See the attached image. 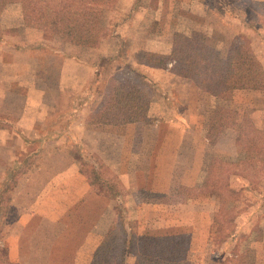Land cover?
I'll return each mask as SVG.
<instances>
[{"label": "rangeland", "instance_id": "374dc122", "mask_svg": "<svg viewBox=\"0 0 264 264\" xmlns=\"http://www.w3.org/2000/svg\"><path fill=\"white\" fill-rule=\"evenodd\" d=\"M140 1L143 2L136 5L126 0L118 9L115 5L102 9L101 21L104 27L110 31L109 29H115L117 25L118 29L115 30L125 34L118 36L120 43L117 45H121V54L125 57L128 55L127 58L131 61L142 59L146 50L165 52L171 47L203 51L215 58L225 57L230 41L237 38V34L244 39L243 42L249 43L252 50L258 51V56L264 61L263 5H252L249 8L244 4V0H236L234 3L233 0H220L224 2L225 7H222L216 0H206L212 11L203 14L200 10L191 13V4L188 5L187 0H178L175 5L167 4L169 0L163 1L161 5L154 3V0ZM19 2L0 0V30L3 29L0 33V51L3 52L2 58L12 64L11 68H3V81L0 84V264H29V255L39 253L40 249L37 247L44 246L48 249L52 245L38 244L41 235L38 228L42 221L37 220L40 218L34 216L29 222V167L35 166L42 152V149H29V136L43 134L38 125L45 119L50 122V129L58 124V117L52 114L41 116L42 111L48 108L51 112L57 111V100L53 99L56 71L50 66V60L55 57L51 53L48 57L44 56L45 51L42 52L37 47L32 48V44H29H41L37 33L38 29L41 30L40 20L34 13H23L22 8L20 11ZM229 8L232 10L230 17L227 14ZM132 9L140 14L133 20L115 18L117 14H126ZM154 11H158L159 15L158 20H153L152 23L150 14ZM233 13L238 19L233 17ZM141 15L144 17L140 18ZM142 21L144 25H141ZM147 27L149 36L151 33L160 32L161 38L146 39ZM45 42L50 45L56 43L52 39ZM117 45L105 46L103 50V54H108L110 61H113V53L118 51ZM82 53L93 59L99 52ZM32 62L39 64L35 65L37 68L33 67ZM102 64H105L103 60ZM113 70L114 63L105 68L106 74ZM10 72L16 75V78L13 76L15 82L12 84L5 81L11 76ZM156 72L146 71V81L141 87L147 94L154 90L157 93L169 92L171 84L170 80H167L168 75L165 72ZM120 73L128 76L137 74L134 70L124 69ZM47 75L51 82H41V77ZM29 78L38 80L32 84L34 91L29 86ZM154 80L161 81V85H158V82L154 84ZM43 83L46 85H42ZM45 86L50 88L49 100L38 98L43 96L41 87ZM171 86H178L181 92L188 96L187 101H190V104L186 102L188 110H185L184 123L185 126L190 124L194 127L187 133L189 136L193 135L192 140L197 146L196 154L195 158L189 157L186 150L179 149L184 157L176 167L179 175H188L187 182L192 185L191 191L188 192L192 195L189 201L193 202L185 205L182 201L187 197L182 198L181 194L167 198L162 195L148 196V199L160 200L163 203L172 201L179 205V208L174 210L177 214L174 218L177 221L175 229L185 231L183 233L188 242V257L179 264H264V141L260 138V133L264 134V111L261 114L259 110L256 112L251 108L250 90L206 94L194 84L187 86L179 82ZM10 89L12 92H7ZM32 93L36 96L33 100L29 99ZM221 107L225 109L220 112L221 116L232 113L235 115V123L238 129L240 126L242 129L241 136L238 138L236 134L229 132L223 135L220 143L206 145L203 128L208 119L217 124L218 110ZM30 112L34 114L29 115ZM159 118L165 125L164 116ZM29 123L37 125L34 132H29ZM166 130L169 131V128ZM50 134L56 135L52 132ZM161 135L160 133L159 136ZM235 140L240 142L241 153L235 148ZM88 154L82 152L85 159ZM218 159L240 160V163L236 166L224 165L218 163ZM86 164L81 165L83 172L94 175L96 167L89 162ZM108 171L109 168L105 164L99 165L98 173L101 177ZM180 182L182 180L178 178L176 183ZM133 199L130 197V200ZM129 207L131 209L133 204ZM156 210L145 208L140 212L130 211V225L133 227L137 217L141 219L142 216L143 228L148 231H160L163 224L161 225L157 217H162L165 211L158 213ZM44 213L48 214L50 210L46 208ZM32 225L36 228H32ZM51 226L60 229L56 225ZM50 230L55 231L52 228ZM29 235L33 239H30Z\"/></svg>", "mask_w": 264, "mask_h": 264}, {"label": "crops", "instance_id": "0c3cea01", "mask_svg": "<svg viewBox=\"0 0 264 264\" xmlns=\"http://www.w3.org/2000/svg\"><path fill=\"white\" fill-rule=\"evenodd\" d=\"M125 1L116 0V9ZM130 1L136 5L143 2L140 0ZM154 1L159 5L165 2V0ZM187 1L188 5L191 4V13L194 10H200L203 14L212 11L206 0ZM216 1L219 2V5L225 7L223 6L224 2ZM234 2L236 0H233L232 3ZM166 3H174L175 5L178 0H169ZM244 4L249 8L252 5H263L264 7V0H244ZM200 6L201 9H199ZM20 11L22 10L20 9ZM230 13H232V10L229 8L228 17H230ZM139 15L136 10L132 9L131 12L126 14H117L115 18L117 20H129V18L133 20ZM150 15H152V23L153 20H158V11H154ZM143 17V15L140 16V18ZM233 17L238 19L234 13ZM101 23L103 25L102 21ZM141 25H144L143 21ZM115 29H118L117 25ZM115 29L112 28L108 31L105 27L103 37L95 47L71 45L59 37L47 35L39 29L37 33L41 44L29 43L32 44V48L37 47L40 51H45L46 55L44 56L48 57L51 53L55 57L50 60V66L56 71V80L55 77L53 80L54 84L56 83L55 88H53V94L55 95L53 99L57 100V111L51 112L48 108L43 110L42 115H40L44 117L52 114L58 117V124L54 128L50 129V122L45 119L38 125L43 134L29 136V149H42L35 166L29 167V222L34 216L39 217L40 220L37 221H42V225L40 224L38 228L41 232L38 244L52 243L48 249L44 246L37 247L40 249L39 253L29 255V264H91L97 249L103 244L115 224L119 212L121 213L124 233H127L125 235L126 241L123 238L120 239L121 242L126 244L122 264H139L137 263V246L141 236H170L184 234L183 232H185L176 231L175 229L177 221L174 218L177 217V214L174 210L179 208V205L172 201L163 203L160 200L148 199V196L162 195L167 198L169 196L177 197L181 194L183 196L180 197H187L184 198L185 200L182 203L188 205L186 203L193 202L189 201L192 195H189L188 192L191 191L190 187L192 185L187 182L188 175H182V173L179 175L180 172L176 167V164H179L182 161L181 158L184 157L179 149L186 150L189 157L193 156L195 158L196 154L195 148L197 146L195 141L192 140L193 135H188L194 127L190 124L185 126L184 123L185 110L187 109L186 102L190 104V101H187L188 96L186 97V93H182L178 86L173 87L171 85L182 82L187 86H191L194 83L173 73L171 71L173 62H168L166 68L160 69L146 64L143 58L146 52L169 54L172 49L178 48L171 47L165 52L146 50L142 54V59L131 61L127 58L128 55L125 57L121 54L122 50L119 49L121 45H117V43H120L118 36L122 32L120 33L119 30ZM148 29L147 27V30H145L147 31L146 39L159 40L161 38L160 32L151 33V36H149ZM1 32H3V29L0 30ZM172 34L174 35V31ZM48 39H52L56 43L50 45V43L45 42ZM108 45L118 46H116L117 53L112 55L113 61H110L108 54H103L105 46ZM119 50L120 53H118ZM83 51L99 53L95 58L90 59L86 55L84 56ZM257 52L254 50L253 53L264 69V61L260 59ZM2 54L3 52L0 51V84L3 81L1 78L3 68L12 67V64L2 58ZM102 60L105 63L104 65ZM112 63H114V70L106 74L105 68L107 65H112ZM31 64H33V67L39 65L34 62ZM102 66L104 69H102ZM123 69L127 71L134 70L137 74L133 76L121 74L120 72ZM150 70L159 73L165 72L168 75L167 80H170L171 84L169 85V92L160 93L159 91L157 93L154 90L153 92L149 91L151 94H147L141 84L146 81L145 72ZM9 75L11 76L9 79L7 77L5 81L12 84L15 82L14 77L16 78V75L11 72ZM47 76L41 77L40 81L47 80V83L51 82L50 77ZM121 79H127L135 84L149 99L147 110L137 115V118L124 115L122 112L121 114L107 112L104 114L105 111L102 110L100 113L98 112L110 94L111 86ZM37 81L36 78H29V86L32 87H30L32 91H34L32 84ZM153 82L154 84L158 82V85H161V81L154 80ZM42 85L46 84L43 83ZM41 88L44 94L38 98L49 100L50 88L47 86ZM201 91L206 93L203 90ZM7 92L11 93L12 90L10 89ZM249 92L252 96L251 108L255 109L256 112L258 110L260 113L263 112L264 88L262 90H250ZM35 97L33 93L29 95V99L32 100ZM51 109H53L52 105ZM224 111V107L218 110L217 122L221 118L220 112ZM32 114L34 113H29V115ZM162 116L166 119L165 125L159 118ZM35 126L37 125L29 123V132H34ZM255 126L259 128L257 124ZM167 128H169V131L166 130ZM203 130L206 145L220 143L226 133L232 132L235 135V132L231 130L219 129L218 125L212 126L210 119L207 120ZM51 132L56 135L50 134ZM160 133L161 136H159ZM162 136L164 138H161ZM234 145L236 150L241 153L240 142L235 140ZM82 152L89 153L86 159L83 157ZM221 160L218 159V163L224 165L233 164L236 166L240 163V160ZM87 162L96 167L94 175L83 172L84 169L81 165H87ZM104 164L110 172L108 171L106 175L102 174V177H100L98 168L99 165ZM97 175L99 178L106 180L109 178L115 180L117 193H114L111 197L108 190L107 195L104 194L105 192H101V188L94 184ZM178 178L182 182L177 184ZM219 178L221 177L219 176ZM130 197L134 199L130 200ZM130 204H133L131 209ZM46 208L50 210V213H44ZM145 208L157 209L156 212L158 213L165 211L162 217H157L161 221V225L163 224L160 231H148L143 228L141 224L142 216L141 219L137 217L136 224L133 227L130 225L128 213L130 211H133V213L140 212ZM71 220L74 221L71 222ZM51 224L58 226L60 229L57 230L54 226L50 227ZM34 227L35 225H32V228ZM50 228L55 229V231H51ZM129 237L132 238L131 243H129ZM29 238L33 239L31 235H29ZM55 244L57 246H54ZM186 257H188L187 254L181 261L183 262Z\"/></svg>", "mask_w": 264, "mask_h": 264}, {"label": "trees", "instance_id": "16d2710c", "mask_svg": "<svg viewBox=\"0 0 264 264\" xmlns=\"http://www.w3.org/2000/svg\"><path fill=\"white\" fill-rule=\"evenodd\" d=\"M23 13L38 15L40 29L50 36L80 47H95L100 43L105 32L101 23L102 9L111 8L116 0H19ZM242 37L230 41L227 55L221 58L211 57L203 51L172 49L169 54L146 52L143 56L146 64L164 69L168 62H173L171 71L191 80L195 86L206 93L232 92L238 90H262L264 71L248 42ZM149 99L135 84L127 79L116 81L111 92L99 109L104 114H121L137 118L146 111ZM107 110V111H106ZM118 116V115H117ZM215 124L212 123V126ZM219 129L235 132L241 136V126L235 123V115L223 114L217 124ZM260 133V132H259ZM264 141V134L260 133ZM100 176V174H99ZM94 184L101 192L117 193L115 180L99 178ZM101 177V176H100ZM107 181V182H106ZM107 195V194H106ZM109 196V195H108ZM125 235L121 213L103 244L97 249L91 264H122L126 244L120 239ZM131 243V237H129ZM187 239L184 234L170 236H141L137 246V263L141 264H177L186 254Z\"/></svg>", "mask_w": 264, "mask_h": 264}]
</instances>
